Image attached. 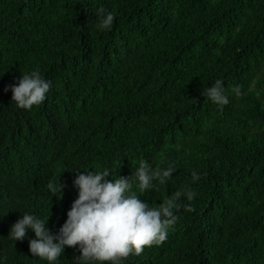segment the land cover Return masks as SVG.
Segmentation results:
<instances>
[{"label": "trees", "instance_id": "1", "mask_svg": "<svg viewBox=\"0 0 264 264\" xmlns=\"http://www.w3.org/2000/svg\"><path fill=\"white\" fill-rule=\"evenodd\" d=\"M100 7L111 27L96 26ZM33 68L51 86L18 107L5 86ZM216 79L222 108L201 91ZM141 158L176 167L141 199L196 194L178 198L166 239L123 264H264V0H0V264H76L75 245L49 262L10 225L50 212L57 231L77 171L130 176ZM58 176L60 197L46 186Z\"/></svg>", "mask_w": 264, "mask_h": 264}, {"label": "clouds", "instance_id": "2", "mask_svg": "<svg viewBox=\"0 0 264 264\" xmlns=\"http://www.w3.org/2000/svg\"><path fill=\"white\" fill-rule=\"evenodd\" d=\"M95 11L96 26L111 27L114 13L103 7ZM50 86L51 81L38 68H33L22 72L18 82L6 85L5 90L11 88V100L18 107L31 108L45 99ZM201 91L218 107L228 103V95L220 79L202 86ZM88 168L77 171L73 178L77 195L57 231L53 232L47 226L50 212L45 219L35 212L24 211L10 225L7 236L14 241L23 239L31 229L34 236L27 237L29 251L49 262L57 260L65 245H75L79 249V254L73 258L76 264H123V259L130 253L139 254L144 246L166 239L169 226L178 218L175 211L178 198L184 195L191 201L196 194L192 184H185L156 206L137 194L136 188L151 189L155 187L154 180L164 182L170 177L176 169L174 161L163 168H154L148 160L141 158L135 162L130 176L119 175L111 179L108 178L110 169ZM199 175L195 169L191 171L192 180L198 179ZM58 181L49 179L46 186L53 195L59 191L60 197L64 184L59 176ZM185 207L191 208L192 205Z\"/></svg>", "mask_w": 264, "mask_h": 264}]
</instances>
